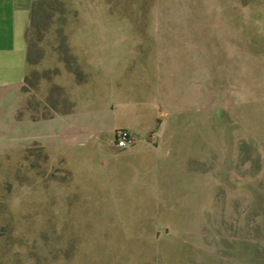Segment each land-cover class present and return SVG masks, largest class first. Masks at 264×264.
<instances>
[{"label": "rangeland", "instance_id": "374dc122", "mask_svg": "<svg viewBox=\"0 0 264 264\" xmlns=\"http://www.w3.org/2000/svg\"><path fill=\"white\" fill-rule=\"evenodd\" d=\"M34 8L27 110L0 99V264H264V0Z\"/></svg>", "mask_w": 264, "mask_h": 264}, {"label": "crops", "instance_id": "0c3cea01", "mask_svg": "<svg viewBox=\"0 0 264 264\" xmlns=\"http://www.w3.org/2000/svg\"><path fill=\"white\" fill-rule=\"evenodd\" d=\"M35 2L36 0H0V99L14 102L22 97L24 112H26L27 103L30 100L24 92L25 80L30 68L27 33L30 28ZM75 87L77 88L78 84L75 83ZM67 112L60 114H66ZM120 130L130 133L135 141L133 147L136 149L135 153L141 152L142 149L138 148L141 142L135 139L130 125L115 127L113 132ZM138 136H147V139L155 137L151 133L138 134ZM113 147L114 150L120 152L114 145ZM104 151L112 156L110 146L105 147Z\"/></svg>", "mask_w": 264, "mask_h": 264}, {"label": "built area", "instance_id": "2783aa9c", "mask_svg": "<svg viewBox=\"0 0 264 264\" xmlns=\"http://www.w3.org/2000/svg\"><path fill=\"white\" fill-rule=\"evenodd\" d=\"M114 137V146L118 151L124 152L134 147L135 141L128 131H116Z\"/></svg>", "mask_w": 264, "mask_h": 264}, {"label": "trees", "instance_id": "16d2710c", "mask_svg": "<svg viewBox=\"0 0 264 264\" xmlns=\"http://www.w3.org/2000/svg\"><path fill=\"white\" fill-rule=\"evenodd\" d=\"M35 5V4H34ZM35 8L33 7V11H32V17H31V23H30V28L28 30L27 36L29 35V33L31 32V29L34 27V20H35ZM29 45V43H28ZM31 60V54H30V49L28 47V63Z\"/></svg>", "mask_w": 264, "mask_h": 264}]
</instances>
